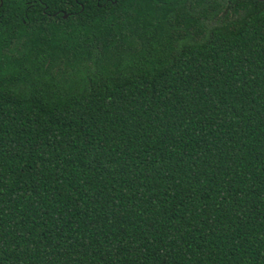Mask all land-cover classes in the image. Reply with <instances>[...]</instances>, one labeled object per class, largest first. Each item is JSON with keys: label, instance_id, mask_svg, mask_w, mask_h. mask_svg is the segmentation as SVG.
Returning a JSON list of instances; mask_svg holds the SVG:
<instances>
[{"label": "trees", "instance_id": "16d2710c", "mask_svg": "<svg viewBox=\"0 0 264 264\" xmlns=\"http://www.w3.org/2000/svg\"><path fill=\"white\" fill-rule=\"evenodd\" d=\"M0 264H264V0H0Z\"/></svg>", "mask_w": 264, "mask_h": 264}]
</instances>
